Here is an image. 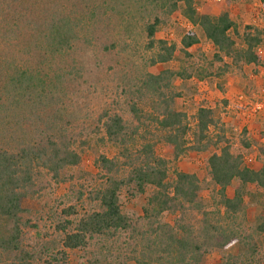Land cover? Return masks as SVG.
Here are the masks:
<instances>
[{
	"label": "trees",
	"instance_id": "1",
	"mask_svg": "<svg viewBox=\"0 0 264 264\" xmlns=\"http://www.w3.org/2000/svg\"><path fill=\"white\" fill-rule=\"evenodd\" d=\"M64 1L0 0V115L10 109V93L18 89L22 90V98L29 95L24 98L25 105L21 104L33 106L36 115L42 108L39 104L57 101L58 96L45 88L41 74L37 73L39 70H35L37 62H32L33 56L39 58L42 55L37 52H42L54 57L70 50L75 44L74 37L80 35L77 29L85 25L74 15L77 7H85L87 10L80 13H87L91 18L103 7L90 0H81L83 4L69 0L73 10H67L68 7H63ZM114 5L120 8L118 12L121 19L126 20V29L132 28V21L138 24L144 39L142 43L149 52L146 65L166 63L174 56L176 44L159 38L158 31L164 23L162 14L168 15L177 9L213 45L215 60L222 62L226 56L234 63L258 61L256 47L261 42V31L247 26L249 30L240 33L227 11L216 15L200 13L194 0H116ZM149 5H152L151 12L141 10ZM233 35L239 38V43ZM197 42L198 36L192 28L180 37L182 50ZM110 47L114 48L113 42L108 46L104 44L105 51ZM17 59L23 65H18ZM174 74L169 69L157 73L138 72L127 84L123 83L125 88L120 95L130 99L126 107H120L118 101L102 107L95 133L100 132V135L96 138L111 143L117 151L114 156L99 153L94 158L98 182L94 185L92 199L97 209L76 221L65 220L61 224L58 230L62 234V249L51 254L47 264H68L66 249H86L94 236L109 238L118 233L135 232L120 205V191L124 187L136 193L149 191L143 205V218L154 221L166 211L179 214L174 223L177 228L158 219L156 226H150L147 243L140 249L134 248V255L127 257L137 264H198L209 249H227L236 243L256 251L250 236L240 230L245 218L246 186L253 185L264 194V148L260 150L261 166L250 168L243 164L241 154L233 153L228 144H221L224 137L221 131L211 134V129H218V120L211 108L198 107L191 124L186 111L174 107L177 92L172 90L170 82ZM2 95L8 98L1 99ZM30 97L37 100V106ZM51 110L50 116L58 117V110ZM4 118H0V133L3 137L9 134V141L15 142L16 137L12 138L1 122ZM146 121L160 132L159 137L145 134ZM52 125L48 119L49 129L40 130L36 140H26L22 134L23 140L16 142V146L0 145V264H34L35 254L23 245L26 225L21 199L33 193L32 188L43 173L56 177L62 169L76 166L80 161V152L74 143L75 132L70 137L50 133ZM156 139L171 148L175 159L190 150L200 152L210 146L217 147L218 150L207 157L213 185L210 192L213 210L199 197L201 181L195 173L174 168L173 177H169V160L156 154ZM242 143L250 145L246 140ZM234 180L237 186L229 196L226 188ZM66 211L73 213L70 209ZM186 220L189 221L184 225ZM254 230L259 234L264 232V201L255 218Z\"/></svg>",
	"mask_w": 264,
	"mask_h": 264
},
{
	"label": "rangeland",
	"instance_id": "2",
	"mask_svg": "<svg viewBox=\"0 0 264 264\" xmlns=\"http://www.w3.org/2000/svg\"><path fill=\"white\" fill-rule=\"evenodd\" d=\"M75 1L83 4L81 0ZM90 1L95 2L94 5L102 4L103 7L93 18L87 13H80L87 10L85 7H77L74 15L77 19L81 18L85 25L81 30L77 29L80 35L74 37L75 44L70 50L54 57L36 51L42 56H33L32 62H37L35 70H39L37 73L41 74L45 88L58 96L57 101L39 104L42 108L36 115L33 106L21 104L23 102L25 105L24 98L29 95L22 98V90L18 89L10 93V109L0 115V118L5 117L1 122L7 126L12 138L16 137L15 142L9 141V134L3 137L0 133V145L16 146V142L23 140V137L26 140L38 139L40 130L49 129L46 121L50 119L53 124L50 133H62L70 137L75 132L74 143L78 146L75 148L81 156L76 166L62 169L59 176L43 173L32 188L33 193L21 199L23 222L26 225L23 245L27 251L35 254L34 264H47L49 256L62 249V234L58 229L65 220L76 221L97 209L92 199L94 185L98 182L94 158L99 153L114 156L117 151L111 143L96 138L100 135V132L95 134L97 116L102 107L112 106L116 101L121 103L120 107H126L129 103L126 101L130 99H127V95H120L122 88H125L123 83L134 78L138 72L172 70L175 74L171 76V88L177 92L174 107L186 111L191 124L198 107L211 108L218 120V129H211V134L221 131L224 136L221 144H228L233 153L241 154L244 165L258 169L262 163L260 150L264 148V111H254V107L256 102L264 98V0H194L200 13L216 15L227 11L240 33L247 32V26L258 28L262 38L256 47L257 63H234L226 56L222 62L215 60L213 45L177 9L171 14H162L164 23L158 31L159 38L176 44L174 56L166 63L153 66L146 65L149 52L142 43L144 39L138 24L132 21V28H125L126 20L121 19L118 12L120 8L114 5L116 0ZM69 3V0H65L63 7L73 10ZM151 8L152 5H149L141 10L151 12ZM191 28L196 32L198 42L182 50L180 37ZM233 38L239 43L237 36L233 35ZM111 42L114 48L105 51L104 44L108 46ZM15 62L23 65L18 59ZM5 98L8 96L2 95L1 99ZM30 100L37 106V100L33 101L32 97ZM51 109L58 110V117L50 116L53 112ZM145 124L143 128L147 136H160L151 122L146 121ZM156 140V154L169 160V177H173L174 168L195 173L201 181L199 197L205 204H209V210H213L210 200L213 185L208 174L207 157L217 151V147L210 146L200 152L190 150L175 159L171 148L161 139ZM242 140L248 141L250 145L245 146ZM236 186L234 180L226 188L229 196ZM148 194V190L136 193L129 187L122 188L121 209L130 218L135 232L118 233L109 238L98 235L89 241L86 249H66L68 264H137L127 257L134 255V248L140 249L147 243L146 235L150 226H156L158 220L175 226V218L179 215L166 211L157 217L158 220L143 218V205ZM244 199L245 218L240 231L250 236L256 251L252 252L250 247L238 243L227 249L211 248L202 255L198 264H264V232L259 234L254 230L264 194L253 185H247ZM67 209L73 213L68 214ZM188 221H184V225ZM190 221L195 222L194 219Z\"/></svg>",
	"mask_w": 264,
	"mask_h": 264
},
{
	"label": "built area",
	"instance_id": "3",
	"mask_svg": "<svg viewBox=\"0 0 264 264\" xmlns=\"http://www.w3.org/2000/svg\"><path fill=\"white\" fill-rule=\"evenodd\" d=\"M262 91H264V89H262ZM259 110L264 111V98L260 102H256L255 104L254 111H259Z\"/></svg>",
	"mask_w": 264,
	"mask_h": 264
}]
</instances>
